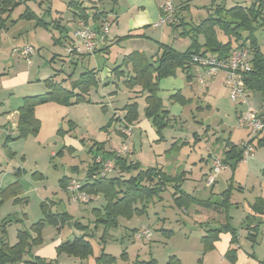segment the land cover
Segmentation results:
<instances>
[{
  "label": "rangeland",
  "instance_id": "374dc122",
  "mask_svg": "<svg viewBox=\"0 0 264 264\" xmlns=\"http://www.w3.org/2000/svg\"><path fill=\"white\" fill-rule=\"evenodd\" d=\"M68 1L72 0H52L51 15L46 14L44 16L46 21H49L50 18H58V25L65 27V31L55 26L50 29L35 26V20L19 19V15L26 6L36 14L41 15L42 7L36 2L21 3L9 13L4 28H0V31H2L0 35L8 31L5 35L8 37L12 35L15 38L20 37L21 40L16 43L21 45L26 42V45L33 46L35 52L30 57L31 64H28V61L16 58V51H11L12 55L16 57L10 59L11 63L9 59H4V72H8L12 68H22L24 71L30 69L32 73L37 74L31 76L34 83L39 81L37 78L41 80L42 76L55 75L53 77L55 81L60 82L63 88H69V82L75 80L85 70V67L80 64H73L70 55L67 53L71 45L70 37L75 32L73 8L68 6ZM113 2V0H104L102 1L103 4L97 3L99 10L107 12L114 10V12H117L118 25L115 22H111V24L109 22L108 37L120 36L119 40L111 45V50L106 51L108 55L105 53L97 56L93 55L99 66H103L105 63L112 70L117 64L121 63L124 57L123 50H132L131 53L142 52L149 59L150 55L156 52V40H161V42L169 44L179 51L184 50L191 44L189 35L180 34L181 27H178L177 30L169 24L160 25L158 28H153L151 25L141 28L145 33L143 37L121 36L124 35L122 33L129 30V16L135 18L137 12L139 13L141 10H130L132 0ZM221 2H224L226 7L234 4L246 6L249 5L250 0H188L186 8H183L182 11L181 8H178L179 5L173 3V6L178 11L177 13L181 11V15H184L185 19L190 21V14H200L204 18L207 15L206 8L211 3ZM84 5L90 7L91 3L85 0ZM147 7H150V5L147 4ZM44 8L45 6L43 10ZM90 9L87 11H92ZM146 11L148 12L149 9L147 8ZM0 16L2 17V15ZM158 19L159 14H157ZM50 31L54 34V37ZM253 35L260 50L264 53V25L258 27ZM247 42L249 44V40ZM9 52L10 48L7 50L8 56L10 55ZM85 57L87 59L88 56ZM115 60L118 61L115 63ZM192 69L194 72L198 71L195 76L197 77L200 68L193 65ZM222 77L224 79L225 74L219 72L216 76L210 78L222 80ZM210 78H207L203 84L207 83ZM122 79H115L116 81L111 79L107 84L92 87L87 102L78 101L71 104L74 97L69 95V102L49 100L45 103L36 104L33 111L39 122V129L35 134L8 139L6 135L9 132H6L4 127L0 125V181L8 172L7 166L20 168V176L24 181V183L22 182L23 190L18 196L23 199L9 197L0 204V219H11L6 225V236L10 244L16 242L19 230H25L35 237L33 223L40 219H46L52 214L64 213L63 215H57L65 216L66 220L62 225H54L48 222L43 224L40 234L44 240V246L58 240L60 237V242H62L76 236H84L92 246V254L86 258L89 264H94L96 257L102 251L116 256L118 264H129L136 258L148 259L150 257H154L159 264H166L169 256L174 254L181 257L183 264H196L197 257H202L205 253L201 237L206 234L205 231L208 228L220 223L219 213L201 203L210 204L212 202V205L215 206V203L218 204L222 201L223 195L221 193L230 184L229 179L231 176L234 186L231 190L230 202L232 206L229 208V214L232 216L231 221L234 226L238 227L241 217L248 213V204H253L256 194L250 188L245 189L246 177L252 174L253 171L246 167L245 162L242 161L233 169V175H231L230 169L221 170L216 176V182L211 186L206 184V175L201 172H196L194 180L186 179L185 185L187 187L189 183L190 187L192 184L194 185L193 189H189V192L192 193L194 199H197V203L194 202L188 206L187 211L176 205L172 196L173 189L167 188L159 198L155 197L144 201L146 209L142 214L119 217L117 225L106 229L102 226L103 224L101 225L96 221L99 216V212L93 209L97 206L96 200L81 202L68 198L66 192L60 187V178L67 175L80 181L84 180L83 178L94 159L93 155L96 153L97 147H103L104 151H115L123 142H126L129 149L132 148L133 150L129 155L131 159H138L145 165L156 164L153 162L155 157L152 156L151 151L143 149L140 151L139 149L141 141L148 145L145 133L134 129L135 136L131 140V138L129 139L130 132L129 136H123L118 132V129H122L120 126L122 124L121 119L125 115L124 106L127 103L139 100V109L142 111V104L145 105L144 97L136 96V94L140 95L141 92H133V90L131 91V89L125 87ZM181 79H185V76ZM221 84L206 93L205 101L200 103L203 107L207 103L210 104L211 109L197 110L196 106H187L185 107V110H187L185 111L186 115L183 113L180 119H177V125L183 126L184 131L190 132V137L201 124V117L204 118V125L202 126L206 127L207 124H210L211 130L216 131L220 141L213 147L217 154L212 149L213 151L210 150L212 155L210 157L206 156L210 161L212 156L221 154L224 149V141L227 138L236 144H239L242 140L250 139L248 132L243 127L238 126L237 114L238 110H244L247 105L252 106L255 110H257L256 106L258 105L257 98L254 96L251 97V101L247 96L244 104L233 103L229 99L224 80L222 86ZM200 86L203 88V85ZM9 94L4 93V98L8 97ZM185 94L187 93L185 92ZM259 105L261 106V104ZM117 117H120V119L116 120ZM218 120L220 122L217 124L216 121ZM109 121L110 124L108 125ZM174 122V120H168V124L164 129V135L169 142L172 135H175L172 130L176 125ZM212 131L209 133L210 137L213 135ZM4 144H11L10 147L14 152L13 157H16V161H10L11 158H6L4 150L7 147L4 148ZM202 145L200 143L198 148ZM207 152H204V154H207ZM255 153H260L264 160V145L256 147L253 154ZM168 156L167 158L171 159L172 153ZM249 158L246 163H249ZM174 164L172 163V165ZM181 169L179 167L178 171L180 172ZM114 172H110L108 176L114 174ZM236 187H239V189ZM98 195L104 201L103 194L99 193ZM260 198L264 199V197ZM194 210H197L200 214L198 217H195L197 213H194ZM202 216L210 217L207 223L199 224L193 220L194 218L206 220ZM75 222L78 225H75ZM141 224L148 225L151 228L150 240L132 238L131 229ZM167 230H171V232L167 233ZM103 232L105 233L104 237H102ZM261 240L264 241V237ZM32 249L35 252L39 248L34 246ZM197 249L199 254L195 252ZM263 249L258 253L262 256V259L264 258ZM123 251L126 254L122 255ZM69 257L67 254L62 253L58 264H67L64 259ZM70 261L71 264H79L77 262L79 258L72 256Z\"/></svg>",
  "mask_w": 264,
  "mask_h": 264
},
{
  "label": "trees",
  "instance_id": "16d2710c",
  "mask_svg": "<svg viewBox=\"0 0 264 264\" xmlns=\"http://www.w3.org/2000/svg\"><path fill=\"white\" fill-rule=\"evenodd\" d=\"M27 1L36 2L42 7L41 15L36 14L28 6L19 15V19L35 20V26H43L49 29L51 26L61 28L58 25V18H50L49 21L44 19L46 14L51 15L52 0H0V28H4L9 13L19 4ZM68 6L73 8L74 18L88 25L89 15L87 7L83 6L81 1H68ZM45 6L44 10L43 7ZM187 5H185L186 8ZM93 8L91 15L92 22L96 23V30L100 31L104 21H106L107 11ZM182 8V9H183ZM207 9V15L200 22L186 21L179 13L175 15V22L169 25L173 29L181 27V35H189L191 44L184 52H178L167 44L160 43L158 52L149 59L142 52H132L122 58L121 63L117 64L112 70L114 79H122L125 87L132 89L136 86L140 87V92H145L144 108L145 116L151 120L155 126L156 132L161 138V130L168 124L169 112L163 109L161 99L156 95L158 90V81L167 76H174L177 70H181L185 74L187 81L191 80L193 74L191 68L193 66L191 59L193 55H215L218 58H226L230 49L239 46L249 40L251 49V70L247 73L245 85L247 90L260 92L264 96V53L256 43L253 32L264 25V0H250L249 5L241 6L234 4L226 7L224 2L211 3ZM178 12V11H177ZM4 15V16H3ZM177 20V21H176ZM53 23V24H52ZM55 23V25H54ZM130 36H136L129 33ZM202 35L203 43L198 41V36ZM119 40V39H117ZM116 40V41H117ZM106 39L99 43L93 53L99 51L101 43H105ZM115 41V42H116ZM102 44V45H103ZM72 45V43H71ZM32 46V45H30ZM33 47V46H32ZM34 49V48H33ZM35 51V49H34ZM90 54V53H86ZM92 54V53H91ZM95 69H88L70 82L69 88H63L60 82L55 81L50 76L45 80L47 92L41 95L26 97L23 106L19 110L18 135L16 137L35 134L39 129V122L34 115V106L36 104L45 103L49 100L60 102H69V95L74 97L71 104L78 101H88L87 94L92 87L99 86V76ZM172 100L180 102L182 105L190 102L189 99L183 98L180 93H176L169 97ZM125 115L121 119V128L118 129L121 135L126 136L124 130L129 124L138 118V102L133 101L125 106ZM117 117L116 120H119ZM110 121L108 122V125ZM6 138H10L8 135ZM258 145L260 140H258ZM257 146V145H256ZM91 150V149H90ZM115 151H104L103 147H97L94 159L87 168V173L82 180L81 190L89 195L96 196L103 194L105 205L102 209L94 208L99 212L96 219L104 228L117 225L119 217H130L142 214L146 205L144 201L152 198H159L161 193L167 188L173 189L172 196L177 206L187 209L192 203L196 202L191 195L185 193L180 185L183 181V174L170 175L158 166H142L139 162L129 159V153L126 155H115ZM130 152V151H129ZM101 156L102 159L111 158L114 163L116 176L108 177L100 175L101 166L95 162V157ZM221 159L227 164L231 173L233 169L242 161V150L238 144L226 139L225 149ZM70 178L64 176L60 178V187L65 190L67 182ZM232 178L230 177L227 188L221 193L222 201L215 206L201 203L210 209H214L223 216V222L214 227L208 228L202 237L203 247L205 251L211 250L214 242L218 239L219 233L228 232L230 234V245L225 253V257L232 263L236 261V251L238 249V235L229 221V208L232 206L230 202L231 190L233 188ZM238 188V187H236ZM22 191L18 181H14L4 188H0V204L4 199L18 197ZM253 213L261 215L264 213V199H259L251 205ZM102 211V212H101ZM64 213H57L48 216L46 219H40L33 223L35 237L31 236L25 230H19L17 240L14 244H10L6 236V225L11 219H0V264H56L55 259L46 260L32 254V248L42 244L43 239L40 231L45 222L57 225L63 224L66 220ZM75 225H78L75 222ZM247 239L251 243L256 242L259 232L258 224L247 227ZM167 233L171 230H167ZM105 234L102 235L104 237ZM57 254L65 253L79 259H83L92 254V246L88 239L84 236H76L72 239L62 241L56 248ZM126 254L124 251L122 255ZM117 258L109 253L102 251L96 261L99 264H116ZM264 262V261H263ZM131 264H159L158 261L150 257L148 259L136 258ZM166 264H178L177 258L170 255Z\"/></svg>",
  "mask_w": 264,
  "mask_h": 264
},
{
  "label": "crops",
  "instance_id": "0c3cea01",
  "mask_svg": "<svg viewBox=\"0 0 264 264\" xmlns=\"http://www.w3.org/2000/svg\"><path fill=\"white\" fill-rule=\"evenodd\" d=\"M76 1H81L83 6H85L84 5L85 0H76ZM87 1L89 3H91V6L89 7V9L91 7H97V9H99L97 6V3L98 2L102 3V1H104V0H87ZM113 1H114L113 3H117V0H113ZM163 1H165V0H132V6H131L130 10L133 11V10L138 9L141 11L139 13L137 12V14L135 15V18L129 16V18H128L129 30L126 33H122L124 35H121V36L128 35L129 33H133L136 36H142L143 37V36H145V33L142 31L141 28L148 27L149 25H151L153 28L160 27V25L157 23L158 22L157 14H159V6L163 3ZM172 2L175 5H179L178 8L179 9L181 8V11H182V8L185 7V5L187 4L186 2H188V0H172ZM147 4L150 5V7H147L149 9L148 12L146 11V9H147L146 5ZM85 7L88 8V6H85ZM89 9H87V10H89ZM90 10H92V11H86L87 14L89 15L88 25L91 28H96V25H95L96 23L92 22V19H91V15H92V12L94 9L91 8ZM181 11L179 14H180V16L184 17V15H181ZM116 13L117 12H114V10H112L111 12H108V14L106 16V21L108 23L110 22V24H111V22H115L118 25V15ZM189 18H190L189 20H191V22H197V23L203 19L202 15H200V14H198V15L197 14H190ZM185 20L188 21L187 19H185ZM80 21H81V19L74 18L75 31H76ZM64 29L66 30L65 27H64ZM0 32H2V31H0ZM6 33H8V31ZM50 33H51V31H50ZM5 34L0 35V96H1V98H0V119H1L0 125H2V127H4V130L6 132H9V131L11 132V135H9L10 136L9 139H12L18 135L19 110L23 106L24 99L26 97L36 96V95H41V94L46 93L48 91L47 90L48 88L45 84V80L50 76L49 75L48 76L47 75L42 76L41 80H40V78H37V80H39V81L37 83H34L33 80H31V76L37 75V74L32 73L30 69H28L27 71H24V70H22V68H15V69L12 68V69H9L8 72H4L3 71L4 59H7V60L9 59L10 63L12 62L10 59L15 58L16 56H17L16 58L24 59V58L20 57L17 52H16L17 53L16 56L12 55L11 51L12 52L16 51L15 49H18L19 47L26 45V42L22 43L24 45H22V44L20 45V44L16 43V42L21 40L20 37L15 38L12 35H9V37H8ZM108 34H109V30L107 33V38H106L105 43L104 44L101 43V45L99 46V51H97L96 54L95 53H93V54L71 53V54H69L70 60L72 61V63L75 65L80 64L81 66L85 67L84 71H86L88 69H95L98 73L97 76H99V81H100L99 84H107L108 82H110L109 80H111V79L113 81H116L114 79V77L112 76L111 67H108L105 63L103 66L102 65L99 66L98 61L94 60V56H93V55L97 56V55L104 54V53L106 54V51L107 50L110 51L112 48L111 45L120 37V36L108 37L109 36ZM51 35L54 37V34L51 33ZM64 37L66 38V36H64ZM2 39H3V41H2ZM73 40H74V35L72 37H70V42L72 43ZM198 41L200 43H203L202 35L198 36ZM156 43H157L156 52L151 54L150 57L158 52L160 43L166 44L164 42H161V40H156ZM245 43L248 44L247 41ZM248 45H250V44H248ZM171 47H173V46H171ZM9 48H10V52H9L10 55L8 56L7 50H9ZM186 49L187 48H185L182 51H179V50H176V51L184 52ZM131 51L132 50H130V51L123 50L122 51L123 56L130 54ZM106 55H108V54H106ZM85 56H88L87 59ZM86 60H87V62H85ZM117 61L118 60H115V63ZM28 64H31V61ZM197 72L198 71L194 72L193 69L191 70V73L193 74L194 78L192 77L191 80H189V81H187L186 79H183V80L181 79L185 76L184 72H182L181 70H177V72L174 76H167V77H164L158 81V90H157L156 95L161 99L163 109H165L169 112L168 120H174L175 121L174 123L176 124L172 129L173 132L175 133V135H172L170 142L168 141V139L164 135V129L165 128H163L161 130V138H159V136L156 132L155 126L152 124L151 120L148 119L144 114V108H145L146 104L145 103H144L145 105L142 104L143 110L140 111L139 100L136 101V102H138V118H137V120H135L134 122L129 124L130 136L128 135L129 139L131 138V140H132V138L135 136L134 129H137V130H139V132H141V133L143 132V133H145V135H147L146 141H147L148 145H146V143L141 141L139 149H140V151H142V149L146 150V151H148V150L151 151L153 153L152 156L155 157V160H153V162H155L156 164L145 165L144 163H142L138 159L137 160L131 159L130 156H129V159H131L132 161H135V162H139L142 166H158V167H161L162 170H164L167 174H170V175H178V174L182 173L183 174V177H182L183 181L181 182L180 187L185 193H187L191 196H192V193L189 192V189H193L194 185L192 184V186H191L192 188H191L190 183H189L188 187H187L185 185V183L187 181H185V180L186 179L187 180H189V179L194 180L195 179L194 175L196 174V172H201V173H203V175L207 174L208 170L211 167L212 160L210 161V159H208L206 156L210 157L212 155L210 150H212L214 145H216L220 141V138L216 135L215 130H214V132L212 131L213 129L211 130L212 127L209 126L210 124H207L206 127L202 126V125H204V122H203L204 118L203 117L200 118L201 124H199V127L196 130H194L191 137L189 136L190 132L184 131L183 126L177 125V119L178 118L180 119V117L183 115V113L186 115L185 111H187V110H185V107H187V106L188 107L189 106H196L197 110L211 109L212 106L210 104L207 103L205 105V107H203L200 105V103H203L205 101L206 93L211 91V89H213L215 86H220L221 83L223 84V80H224L223 77H222V80H219V79L215 80L214 78H212V79L210 78V79H208L207 83L203 84L204 82L199 81L198 78L195 77ZM177 76H181V77H177ZM222 84H221V86H222ZM200 85H203L204 89ZM90 90L87 94V97L89 96ZM132 90H133V92H140V87L136 86V87L132 88L131 91ZM185 92L187 94H185ZM223 92H224V90H223ZM4 93H10V94L8 95V97L4 98V96H3ZM176 93H180V95L183 98L189 99L190 102H187L186 105H182L180 102L172 100L169 98L170 96H172ZM247 93H248V99L249 100L251 99L252 96L257 98L258 105L257 106L255 105V106H256V109L258 111V114L264 119V96H262L261 93L257 92V91L247 90ZM136 96L143 98L145 96V92H141L140 95L136 94ZM259 104H261V106ZM259 106H260V108H259ZM219 122H220V120L216 121L217 124ZM192 126H195V125H192ZM10 127L12 129H9ZM210 131H212V134H213L211 137L209 136ZM7 136H8V134L6 135V137ZM227 139H229V138H227ZM258 140H260L259 145L257 144ZM200 143H202L203 145L200 146V148H198V145H200ZM225 143H226V141H224V149H225ZM254 143H255V145H257L256 147L264 145V131L257 137V139H255ZM7 145L4 144V146H3L4 148L7 147L6 150L3 149L6 158L7 157L11 158L10 161H16V157H13L14 152H13L12 148L10 147L11 144H7ZM224 149L222 150L221 154L219 153L220 157L222 156ZM132 151H133L132 148H130L129 155L132 153ZM204 152H207V154H204ZM214 152H215V150H214ZM170 153H172V157H171V159H168L167 157H169L168 155ZM162 158H164V159H162ZM172 163H175V164L172 165ZM203 164H204V166H202ZM245 165H246V167L250 168L253 171L252 174H249L248 177H246V183H244L245 189L250 188L251 191L256 194L254 202L259 200V199H263V198H260V197H264V160L262 159L261 154L260 153L253 154L249 158V163L245 162ZM179 167L182 168L180 172L178 171ZM7 170H8V172L5 173V175L3 176V178L0 181V188H4L7 185L11 184L12 182L18 181L21 185L22 190H23L22 182L24 183V181H23L22 176H20V168H15L13 166L12 167L7 166ZM108 174H107V176H108ZM116 175L117 174L114 172V174H112L108 177H113ZM231 175H233V172L231 173ZM65 176H67V175H65ZM67 177H72V176H67ZM73 178H75V177H73ZM247 183H249V184H247ZM195 189H196V187L194 188V190ZM238 189H239V187H238ZM64 191L66 192V190H64ZM66 194L68 195V198H69V194L67 192H66ZM245 194H247V193H245ZM91 200L97 201V203H96L97 206L93 207V209L94 208L102 209L105 205V200L104 201L101 200L99 195L98 196L91 195V199L89 201H91ZM248 205H249V207H248L249 211H248V213H246L244 216L241 217L238 227L234 226V224L232 223V221H231L232 216L229 214L230 210H228V214L230 216L229 223L234 229H236L238 239H239L238 246H237L238 249L236 251V261L234 263H232L225 257V253H226V251L230 245L231 237H230V234L228 232H222V233H219L218 239L214 242L213 248L211 250L205 251V253H203L202 257H197V259L195 261L196 264H264V262H263L264 258L262 259L261 258L262 256L258 255V253L261 251V249L264 248V241L261 240V238L264 237V234H263V232H264L263 231L264 230V226H263V224H264V213L261 215L255 214V213H253V211L251 209L252 203H250ZM185 211H187V209ZM194 213H197L195 217H198V215H200L197 212V210H194ZM218 216L220 217V220H219L220 223L223 222L224 219H223L222 214L219 213ZM202 217H203V219H206V220H200V219L198 220L195 218L193 220L196 223L203 224V223H207L209 218H210L209 216H207V217L202 216ZM257 224L259 227V232H258V235L256 238V242L251 243L247 239L248 231L246 228L257 225ZM141 226H143V224L139 225L138 227L132 228L131 229V235L134 231H136ZM261 227H263V228H261ZM103 234H105V233L103 232ZM60 241H61V237L58 240H54L45 246H44V242H43L42 244L36 246V248H39V249H36L37 251L33 252V249L31 250L32 254L39 256L41 258H45L46 260L55 259L56 264H58V262L60 263L59 258H60L62 253L57 254L56 248H57L58 244L61 243ZM262 251H264V249ZM195 252H197L196 254H199L198 249L195 250ZM174 256L177 258L178 264H183L180 256L177 257L175 254H174ZM71 258H72V256H70L68 259H64V260L67 264H71L72 263L70 261ZM86 258L79 259V261H77V262H79V264H89L88 261L86 260ZM207 258H209V259L206 261ZM131 263H129V264H131ZM94 264H99V263L96 261ZM116 264H118L117 260H116Z\"/></svg>",
  "mask_w": 264,
  "mask_h": 264
},
{
  "label": "built area",
  "instance_id": "2783aa9c",
  "mask_svg": "<svg viewBox=\"0 0 264 264\" xmlns=\"http://www.w3.org/2000/svg\"><path fill=\"white\" fill-rule=\"evenodd\" d=\"M177 10L171 0H165L159 6L158 24H170L175 21ZM109 23L104 21L100 31L91 28L82 21L74 33L72 45L67 50L68 54L76 53H93L100 42L107 38ZM20 57L30 63V57L34 54V49L30 45H24L16 49ZM191 62L200 68L197 75L199 81L204 82L207 78L216 76L217 73L223 72L224 85L227 87L230 101L235 104L246 103L248 96L245 81L247 73L251 70V49L247 43L232 47L226 58H218L215 55H193ZM238 126L243 127L250 137L248 140L239 142L238 147L242 150V162L251 157L255 151V139L264 131V119L258 114L252 106L247 105L244 110H238ZM9 129H12L11 127ZM8 129V130H9ZM126 136L130 132V127L124 130ZM11 132L9 131V134ZM130 151L128 143L115 150V155H126ZM95 162L101 166L100 175H107L114 169V163L111 158L102 159L101 156L95 157ZM229 169L228 165L223 163L219 156H212L211 167L206 174V184L211 186L216 181V176L221 170ZM82 181L76 178H70L66 185V192L69 198L74 201L88 202L91 195L81 190ZM152 230L148 225H143L133 232V238L150 240Z\"/></svg>",
  "mask_w": 264,
  "mask_h": 264
}]
</instances>
